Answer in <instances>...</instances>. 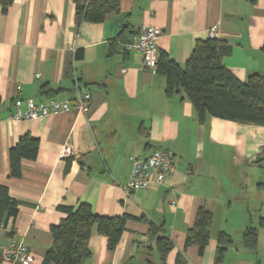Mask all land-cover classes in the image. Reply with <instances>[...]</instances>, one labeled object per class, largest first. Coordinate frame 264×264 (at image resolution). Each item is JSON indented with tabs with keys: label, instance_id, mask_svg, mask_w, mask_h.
I'll use <instances>...</instances> for the list:
<instances>
[{
	"label": "crops",
	"instance_id": "obj_1",
	"mask_svg": "<svg viewBox=\"0 0 264 264\" xmlns=\"http://www.w3.org/2000/svg\"><path fill=\"white\" fill-rule=\"evenodd\" d=\"M3 1L0 187L8 188L18 212L0 215V264H43L54 241L51 226L66 216L61 206L80 203L99 215L138 217L127 220L114 250L95 226L85 264H148L155 242L147 234L150 221L163 224L175 244L166 264H176L182 251L188 264H214L222 230L233 237L224 264H264V125L214 116L201 122L183 89L168 95L166 76L124 48L133 32L154 25L162 29L160 53L184 65L196 41L216 28L228 46L227 68L240 80L264 74V0H121L103 21L79 26L74 0H11L5 10ZM76 82L92 93L87 113L71 108L35 120L11 118L15 98L72 101ZM26 133L39 138V153L24 159L15 176L9 150ZM65 146L72 152L64 156ZM156 147L173 153L174 172L128 192L132 160ZM201 206L214 214L203 253L198 245L184 247ZM247 227L258 230L256 249L243 243ZM16 238H24L30 261L2 260L3 248ZM150 257L162 264L156 250Z\"/></svg>",
	"mask_w": 264,
	"mask_h": 264
},
{
	"label": "trees",
	"instance_id": "obj_2",
	"mask_svg": "<svg viewBox=\"0 0 264 264\" xmlns=\"http://www.w3.org/2000/svg\"><path fill=\"white\" fill-rule=\"evenodd\" d=\"M10 1H3L4 10ZM74 2L78 26L82 22L103 21L108 13L118 11L121 4V0H74ZM123 34L124 31L119 37L121 38ZM228 51V46L218 38L199 39L184 65L162 51L156 71L166 76L168 95L181 89L185 91L201 122H204L207 116H214L264 125V74L253 73L246 80H240L222 61L223 55ZM39 148L38 137L30 133L21 135L19 141L9 150L11 174L20 175L22 161L36 159ZM61 209L66 212V216L58 224L51 226L54 241L44 257L43 264H85L92 256L90 237L95 226L101 234L107 236L108 248L114 250L126 229L127 220L138 218L128 214L99 215L88 203L61 206ZM5 210H8L10 215H16L18 212L17 202L9 196L8 188L1 186L0 215ZM213 221V212L205 206L199 207L194 223L187 230L184 247L198 245L200 252L203 253L211 238ZM147 234L155 240L153 245L148 246L147 263L154 264L150 255L152 250H156L162 264H166L167 256L175 244L166 234L163 224L150 221ZM217 242L214 264H224L227 247L233 242V237L222 230L217 235ZM243 243L249 249H256L257 228H246ZM176 264H188L183 251L177 254Z\"/></svg>",
	"mask_w": 264,
	"mask_h": 264
},
{
	"label": "built area",
	"instance_id": "obj_3",
	"mask_svg": "<svg viewBox=\"0 0 264 264\" xmlns=\"http://www.w3.org/2000/svg\"><path fill=\"white\" fill-rule=\"evenodd\" d=\"M162 29L154 25L141 26L124 44L126 51L138 52L142 55L145 67L156 70L160 57L159 38ZM216 28L208 32L209 38H217ZM125 72L126 69H123ZM38 76V74H37ZM21 90L22 86L18 85ZM92 102V93L85 90L76 82V96L71 101L50 96L47 100L36 102L33 98H15L14 111L11 118L15 121L35 120L46 116L66 112L76 108L87 113ZM72 149L68 146L62 150V155H69ZM175 170L173 153L162 147H156L151 154L145 158H134L132 160L131 172L126 184V190L132 192L138 188H148L152 184L161 183ZM2 260L7 262H28L31 260L30 249L24 238L13 239L2 250Z\"/></svg>",
	"mask_w": 264,
	"mask_h": 264
},
{
	"label": "rangeland",
	"instance_id": "obj_4",
	"mask_svg": "<svg viewBox=\"0 0 264 264\" xmlns=\"http://www.w3.org/2000/svg\"><path fill=\"white\" fill-rule=\"evenodd\" d=\"M124 72V71H123ZM169 150V149H168Z\"/></svg>",
	"mask_w": 264,
	"mask_h": 264
}]
</instances>
